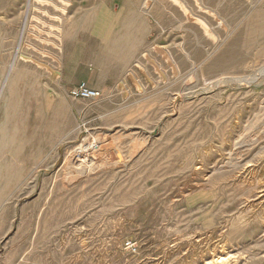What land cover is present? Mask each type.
<instances>
[{
    "label": "rangeland",
    "instance_id": "1",
    "mask_svg": "<svg viewBox=\"0 0 264 264\" xmlns=\"http://www.w3.org/2000/svg\"><path fill=\"white\" fill-rule=\"evenodd\" d=\"M179 1L209 37L154 0L161 19L138 9L147 44L129 71L70 84L61 79L64 28L84 1L0 0V94L2 67L19 46L55 55L46 53L41 77L20 72L7 93L15 108L2 120L0 183L27 189L0 192V215L11 216L37 256L50 229L60 237L57 264H220L223 256L221 264H264V0H221L236 6L233 16ZM232 44L243 59L220 64ZM81 86L99 96H73ZM93 139L100 151L89 156L102 169L67 185L66 163Z\"/></svg>",
    "mask_w": 264,
    "mask_h": 264
},
{
    "label": "crops",
    "instance_id": "2",
    "mask_svg": "<svg viewBox=\"0 0 264 264\" xmlns=\"http://www.w3.org/2000/svg\"><path fill=\"white\" fill-rule=\"evenodd\" d=\"M82 1L72 6L64 28L61 79L70 84L73 81L121 79L123 73L129 71L130 63L136 62L134 57L145 51L146 17L144 25L129 23L130 17L140 22L138 16L141 15L135 4L120 2L123 0ZM43 132L49 138V129ZM26 189L25 185L0 183V192ZM0 216V264H57L54 252L60 237H56L55 231L49 229L48 234L47 230L43 231L42 254L37 256L34 244L28 241L25 232L13 225L11 216L5 212Z\"/></svg>",
    "mask_w": 264,
    "mask_h": 264
},
{
    "label": "bare ground",
    "instance_id": "3",
    "mask_svg": "<svg viewBox=\"0 0 264 264\" xmlns=\"http://www.w3.org/2000/svg\"><path fill=\"white\" fill-rule=\"evenodd\" d=\"M51 1V0H50ZM152 1H154V0H127L126 1V4L127 3H130V4H135L134 6H135V8L137 7V9H140V11H141V13L143 14V15H147L149 12H150V10H153L154 12H156V14H157V16L158 17H160V16H162V14H161V11L158 9L159 8V5H157V7L155 8H153V5H152ZM160 1V3H161V5H163L164 3L162 2V0H159ZM165 1H168L169 2V4L167 5V7L168 8H170V6H174V7H176L181 13H182V15L184 16V18H183V20L185 21V23H187V24H194V25H196V27H198L199 28V31H201V35L202 36H207V37H209V33H208V31L206 30V28H205V25L202 23V21H201V19L198 17V16H196V15H194L193 13H192V11H191V9L189 8V9H187V7L181 2V1H179V0H165ZM224 1V0H223ZM138 2V3H137ZM195 2L196 3H198L199 4V6L201 7V8H205V9H210V10H212L213 12H215L216 14H217V11H219V14H224V15H232L233 16V14H235L236 13V6L235 7H231V5L230 6H228V5H226L225 6V4H222V2H221V0H195ZM29 3H30V1H29ZM154 3V2H153ZM28 4V3H27ZM137 4H139V5H137ZM223 5H224V7H223ZM163 6H165L166 7V5H163ZM32 7V5H29V8H31ZM198 11H200V10H198ZM132 12V11H131ZM152 12V11H151ZM170 12V11H169ZM174 12H175V10H174ZM133 14V13H132ZM254 14V13H253ZM261 14V13H260ZM134 15H136V14H134ZM256 15H257V13H256ZM129 16V15H128ZM237 16V15H236ZM251 16H253V15H251ZM220 17V16H219ZM257 18L258 17H260L259 16V14L256 16ZM131 18V19H130ZM129 19H130V22L129 23H137V24H140L141 22H139V21H137V22H135V18H133V17H130ZM250 18V17H249ZM125 19H127V16L125 17ZM160 19H161V17H160ZM230 19V18H229ZM228 19V20H229ZM253 19V18H252ZM255 20V19H254ZM124 21V20H123ZM127 21V20H126ZM245 21H246V19H245ZM256 21V20H255ZM232 22V21H231ZM254 21H251L250 22V24H248L249 26L251 25V23H253ZM126 23V22H125ZM170 23V22H169ZM233 23H234V20H233ZM232 23V24H233ZM247 23V22H246ZM256 23V22H255ZM261 23V22H260ZM174 24V23H173ZM221 24V23H220ZM220 24H218V25H220ZM257 24H259V22L257 23ZM256 24V25H257ZM129 26H130V24H128ZM136 25V24H135ZM217 25V26H218ZM253 25V24H252ZM251 25V26H252ZM124 26H126V25H124ZM221 26V25H220ZM255 26V25H254ZM259 26V25H258ZM186 27V26H185ZM246 27V26H245ZM256 27V29L253 31L252 30V32L251 33H253V35H254V41L255 42H258L259 40H260V38H261V34H262V30H260L259 28L257 29V26H255ZM261 27V26H260ZM195 28V27H194ZM251 28V27H250ZM254 27H252V29H253ZM245 29H247V27L245 28ZM249 29V28H248ZM185 30H187V31H191V28L190 27H186L185 28ZM198 30V29H197ZM248 31V30H247ZM189 33V32H188ZM196 34V33H195ZM191 35H192V32H191ZM244 35V34H243ZM118 36V35H117ZM245 36V35H244ZM243 36V37H244ZM115 38V37H114ZM119 38V37H118ZM121 38V37H120ZM127 38V37H126ZM116 39V38H115ZM244 39V38H243ZM248 39H250V38H248ZM117 40V39H116ZM120 40V39H119ZM123 40V39H122ZM246 40V39H245ZM118 41V40H117ZM127 41V40H126ZM199 41V40H198ZM251 41V40H250ZM249 41V42H250ZM121 42V41H120ZM125 42V41H124ZM236 43V42H235ZM253 43V42H252ZM120 44V43H119ZM124 44H126V43H124ZM128 44H131V45H133L132 43H130L129 41H128ZM231 45V44H230ZM22 46V45H21ZM21 46H19V48L18 49H16V51H15V53H14V55H13V57H12V62L8 65V64H5V65H3V67H2V72H6V74H7V76L5 77L6 78V81H5V83H4V86L2 87V92H1V94H0V115H1V118H0V149H1V146H2V144L4 143V141H5V138H6V136H7V133L5 132V129H6V125H5V122H6V119H8L7 117H8V112L9 111H11V110H13L14 108H13V106H14V101H11V99L9 98V97H7V93H8V91H9V89H12L11 87H12V84H13V81L16 79V77H18V75L20 74V72H22V71H25V72H32V71H40L39 73H36L37 75H39V77H41L42 76V71H44L45 69H43V66H42V63H44V58H45V55H46V53H50V54H52L53 56L52 57H54L55 55H54V53H52V52H48V51H46V50H43V51H39L40 53L38 54V56L37 57H34V56H30V55H28L26 52H24V51H22V48H21ZM120 46V45H119ZM119 46H117V47H119ZM124 46V45H123ZM240 46V45H239ZM241 46H243V45H241ZM238 46H236L235 44H232V46L231 47H227V49H225V51L223 52V54L220 56L219 55V61H220V64H222V63H224V64H231V65H233V66H236L237 65V62L238 61H240V59H241V55H240V52L239 51H236L238 48H237ZM123 48H125V47H123ZM229 48V49H228ZM112 49V48H111ZM38 50V49H37ZM42 50V49H41ZM114 50V49H113ZM110 51V50H109ZM196 53H200V52H195V54ZM202 53V52H201ZM108 54V53H107ZM114 54V53H113ZM120 54V53H119ZM217 55V54H216ZM243 56H245V55H243ZM245 58V57H244ZM242 59H243V57H242ZM241 59V60H242ZM216 60V59H215ZM216 62V61H215ZM218 63V62H217ZM219 64V65H220ZM226 64V65H227ZM211 65V64H210ZM209 66V65H208ZM228 66V65H227ZM226 66V67H227ZM217 67H219V66H217ZM220 67H221V69H222V67H224L223 65L221 66L220 65ZM226 67H224V68H226ZM215 68V67H214ZM208 69L209 68H207V72H208ZM214 70V69H213ZM220 70V69H219ZM224 71H225V69H223ZM210 71H212L211 69H210ZM215 71H217L216 69H215ZM227 71V70H226ZM225 71V72H226ZM206 72V71H205ZM218 72V71H217ZM219 72H221V71H219ZM210 73V72H209ZM264 75V74H263ZM1 76V75H0ZM1 78V77H0ZM4 78V79H5ZM2 79V78H1ZM234 81V83H236L237 81H241V80H239V79H236V80H233ZM4 82V81H3ZM36 84H37V89H39V90H41L40 88L41 87H39V85L38 84H43L44 86H45V83H42L40 80H37V78H36V80L34 81ZM0 83H1V81H0ZM34 83V84H35ZM3 84V83H2ZM2 84H1V86H2ZM35 84V85H36ZM238 86H245L246 85V83H240V84H237ZM58 85L57 84H55V87H57ZM57 89H60V85H59V88H57ZM117 89H119V91L120 92H122L123 94H124V91L122 90V87H121V84H118L117 85ZM60 91V93H62L63 95H64V91H62V90H59ZM235 93V92H234ZM97 96H99V94H97ZM21 100L22 99H20V100H18V102L19 103H21ZM61 102V101H60ZM107 104V103H106ZM16 105V104H15ZM51 106V101L48 99L47 101H46V103L44 104V108L43 109H47V108H49ZM110 106V105H109ZM2 120H5V122H3ZM71 131V130H70ZM72 133H73V131H71ZM100 142H102V140L100 139ZM100 142H98L97 141V139H93L92 140V142L90 143V144H88L87 146H86V144H84L83 142H81L79 145H78V147L76 148V152H77V156H76V158H75V160H73V161H71V162H69V163H66V168L69 170L67 173H66V180L65 181H67V185H69L68 184V182L70 181V180H75V179H77V178H79V177H82V176H86V175H92V174H94L95 172H97V171H100V169H102V167L101 166H99V165H97V166H95V165H93L92 163V160L90 159V156H89V154H90V152L93 150H99L100 149V147H99V143ZM245 144V143H244ZM8 147V146H7ZM10 147V146H9ZM12 147V146H11ZM138 148V147H137ZM137 148H136V150H137ZM12 151V150H11ZM100 151V150H99ZM139 151V150H138ZM137 151V152H138ZM140 152V151H139ZM236 152V151H235ZM13 153V152H12ZM134 153H136V152H134ZM138 154V153H137ZM7 155V154H6ZM136 155V154H135ZM8 156V155H7ZM134 157V155H133V153H132V155H131V157H130V159H132L133 157ZM138 156V155H137ZM9 157V156H8ZM7 158V157H6ZM5 159V158H4ZM6 160V159H5ZM121 160V159H120ZM126 160V159H125ZM122 161V160H121ZM129 161V160H128ZM126 162V163H129V162ZM132 162V161H131ZM120 163V162H119ZM122 163H123V161H122ZM125 163V162H124ZM105 166H106V168H107V166H110L111 165V167H113V164H110V163H105L104 164ZM114 165H115V163H114ZM123 165V164H122ZM6 166H8V165H6V163L5 162H3V161H0V169L1 168H5ZM104 166V167H105ZM119 166V165H118ZM125 166V165H124ZM124 166H122V167H124ZM223 166V165H222ZM101 167V168H100ZM126 167V166H125ZM115 168V167H114ZM123 169V168H122ZM124 170V169H123ZM66 171V170H65ZM81 180V179H80ZM71 183V182H70ZM114 184V183H113ZM71 185V184H70ZM128 245V244H127ZM214 255V254H213ZM221 256V255H220ZM214 258H215V255H214ZM213 258V259H214ZM221 258V257H220ZM224 258V256L222 257V259ZM227 258V257H226ZM217 259H219V258H217ZM222 259H220V260H222ZM216 260V259H215ZM220 260H218V262L221 264V261ZM214 261V260H213ZM217 261V260H216ZM227 261V260H226ZM212 262V261H211ZM211 262H209V263H211ZM215 262V261H214ZM214 262H212V263H214ZM208 263V264H209ZM222 263H225V261L223 262L222 261ZM227 263V262H226ZM215 264V263H214Z\"/></svg>",
    "mask_w": 264,
    "mask_h": 264
},
{
    "label": "built area",
    "instance_id": "4",
    "mask_svg": "<svg viewBox=\"0 0 264 264\" xmlns=\"http://www.w3.org/2000/svg\"><path fill=\"white\" fill-rule=\"evenodd\" d=\"M98 92L90 90L84 86L79 87L73 91L72 95L75 97H81L83 99H90L97 97Z\"/></svg>",
    "mask_w": 264,
    "mask_h": 264
}]
</instances>
